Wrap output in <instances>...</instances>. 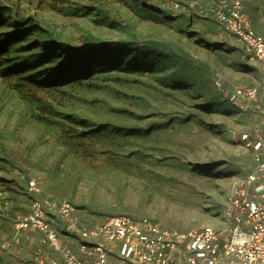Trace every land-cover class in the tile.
<instances>
[{"label": "rangeland", "instance_id": "1", "mask_svg": "<svg viewBox=\"0 0 264 264\" xmlns=\"http://www.w3.org/2000/svg\"><path fill=\"white\" fill-rule=\"evenodd\" d=\"M2 1L22 18L0 28L18 36L3 66L25 71L0 76V190L11 204L0 264H35L39 234L14 225L30 211L31 180L87 226L128 214L220 228L234 181L253 169L238 133L263 126L260 111L222 90H261L264 64L206 14L212 0H179L199 4L189 15L161 0ZM241 2L264 33V0Z\"/></svg>", "mask_w": 264, "mask_h": 264}, {"label": "built area", "instance_id": "2", "mask_svg": "<svg viewBox=\"0 0 264 264\" xmlns=\"http://www.w3.org/2000/svg\"><path fill=\"white\" fill-rule=\"evenodd\" d=\"M161 1L164 8L186 15L199 6L192 1ZM204 10L264 64V33L252 26L241 0H212ZM222 92L260 111L263 126L251 125L238 133L237 140L251 153L253 169L234 181L220 228L178 230L128 214L87 226L67 199L44 196L31 180L28 189L35 197L30 211L18 215L14 225L17 231L39 234L35 264H264V87L236 86ZM10 212L11 204L0 190V214ZM57 224L76 239L75 250L61 240Z\"/></svg>", "mask_w": 264, "mask_h": 264}, {"label": "trees", "instance_id": "3", "mask_svg": "<svg viewBox=\"0 0 264 264\" xmlns=\"http://www.w3.org/2000/svg\"><path fill=\"white\" fill-rule=\"evenodd\" d=\"M21 20H22V18L20 17L19 12L14 11L8 4H6L2 0H0V28L1 27H7L8 25H13L14 27H16V30H17V26L20 25ZM21 26L23 27V25H21ZM15 31L11 32V33H0V36L4 37L3 42H0V76H3V77L4 76L9 77L13 74H16L17 72L24 73V71H25V69H23L20 66V64H16L15 66H13L11 68L8 66H5V67L3 66V64L7 62L3 58L4 55H6V53H8V50L13 47V43H14L13 41L15 39H18V36H16ZM25 31H27V29H25ZM73 58L74 57H72V55H69L67 62H71V61L76 62L77 58H75V59H73ZM85 63L86 62L83 59H79V65H84ZM85 67H87L88 69H91L89 63L85 64ZM72 81L73 80L70 79L69 82H72ZM28 85H29L30 89H32V86H34L31 84H28Z\"/></svg>", "mask_w": 264, "mask_h": 264}, {"label": "bare ground", "instance_id": "4", "mask_svg": "<svg viewBox=\"0 0 264 264\" xmlns=\"http://www.w3.org/2000/svg\"><path fill=\"white\" fill-rule=\"evenodd\" d=\"M115 216V215H114ZM134 217V216H133ZM155 221V220H154ZM212 226V225H211ZM173 229V228H172Z\"/></svg>", "mask_w": 264, "mask_h": 264}]
</instances>
